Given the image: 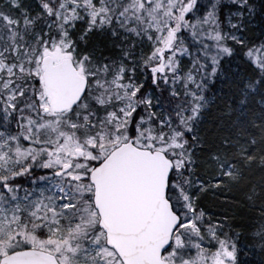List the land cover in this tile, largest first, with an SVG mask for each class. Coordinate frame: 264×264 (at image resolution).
I'll return each instance as SVG.
<instances>
[{
	"label": "snow or ice",
	"instance_id": "6c2138e0",
	"mask_svg": "<svg viewBox=\"0 0 264 264\" xmlns=\"http://www.w3.org/2000/svg\"><path fill=\"white\" fill-rule=\"evenodd\" d=\"M253 254L264 0H0V264Z\"/></svg>",
	"mask_w": 264,
	"mask_h": 264
},
{
	"label": "trees",
	"instance_id": "16d2710c",
	"mask_svg": "<svg viewBox=\"0 0 264 264\" xmlns=\"http://www.w3.org/2000/svg\"><path fill=\"white\" fill-rule=\"evenodd\" d=\"M210 203V207H211V209H212V211H213V214L214 215H219L220 214V210H219V208L216 206V204H214V203H212V202H209ZM248 259L250 260V264L253 262V261H255V263H252V264H259V260H260V258L257 256V255H255V254H253L252 256H249L248 257Z\"/></svg>",
	"mask_w": 264,
	"mask_h": 264
},
{
	"label": "rangeland",
	"instance_id": "374dc122",
	"mask_svg": "<svg viewBox=\"0 0 264 264\" xmlns=\"http://www.w3.org/2000/svg\"><path fill=\"white\" fill-rule=\"evenodd\" d=\"M242 258H243V259H246L247 261L250 262V260L248 259V257H246V258H245V257H242ZM252 263H255V261H253ZM252 263H251V264H252ZM249 264H250V263H249Z\"/></svg>",
	"mask_w": 264,
	"mask_h": 264
}]
</instances>
